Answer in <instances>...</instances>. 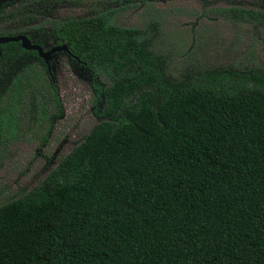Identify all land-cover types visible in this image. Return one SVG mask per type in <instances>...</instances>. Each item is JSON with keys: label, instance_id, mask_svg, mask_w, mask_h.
<instances>
[{"label": "trees", "instance_id": "16d2710c", "mask_svg": "<svg viewBox=\"0 0 264 264\" xmlns=\"http://www.w3.org/2000/svg\"><path fill=\"white\" fill-rule=\"evenodd\" d=\"M134 1L0 7V37H50L109 80L106 119L36 188L0 204V264H264V69L175 75L157 48L159 21L118 23ZM62 5L88 14L49 20ZM226 14L264 25V12ZM0 49L37 56L19 43ZM11 79L0 147L30 119L45 132L61 113L45 68L21 63Z\"/></svg>", "mask_w": 264, "mask_h": 264}, {"label": "rangeland", "instance_id": "374dc122", "mask_svg": "<svg viewBox=\"0 0 264 264\" xmlns=\"http://www.w3.org/2000/svg\"><path fill=\"white\" fill-rule=\"evenodd\" d=\"M135 4L120 13L118 22L146 27L159 21L162 29L157 48L170 55L175 75L188 67L264 69V25L243 24L226 14L235 7L264 11V0H136ZM50 10L49 20L88 14L85 8L72 10L67 5ZM46 43V49L53 45L51 38ZM50 61L61 114L47 133L41 131L36 119H30L18 130V137L1 148L0 204L36 188L95 125L106 119L101 115L102 91L109 84L108 78L94 75L63 51ZM43 133L47 135L45 143L41 142Z\"/></svg>", "mask_w": 264, "mask_h": 264}, {"label": "flooded vegetation", "instance_id": "af4514ba", "mask_svg": "<svg viewBox=\"0 0 264 264\" xmlns=\"http://www.w3.org/2000/svg\"><path fill=\"white\" fill-rule=\"evenodd\" d=\"M134 2H136V1H134ZM235 8H241L242 9L244 7H235ZM244 9L254 10V9H251V8H244ZM254 11H256V10H254ZM257 12H264V11H257ZM241 22L243 24H249L247 22H243V21H241ZM22 35H25V34H22ZM15 36H19V35H15ZM25 36H27V35H25ZM1 37H5V36H1ZM46 39H50V38L46 37V38H42L40 40H37V39L35 40L33 38H29V40H31V42L34 45L41 46L43 48V50H44V53H48V52L52 51L55 48H61L62 46H64V44L63 45H59L56 40H51V42L53 44L52 47L50 49H46V46H47ZM10 43H19L21 45V47L23 48L22 42H10ZM42 43H44L43 46L41 45ZM0 45H2V44H0ZM23 49L26 50V51H30V52H36L37 56L35 54H29V55H25L24 57H21V56L18 55L17 51L12 50V49H9V51H10L9 55H5L4 56L3 52L0 49V104H2L4 100H6V99H4L7 96L6 86L10 83V80H12L11 77L16 75L19 72L20 67H21V63H22V66H25L26 68H31V66H34V65H39L41 68H45L47 70L48 74H49V77H51V82L56 87H57L56 80H55L54 75L52 73V69L54 68V66L51 65L52 63L50 61L52 56L55 53L63 51L68 56H70L72 59L76 60L78 63L83 64V66H85V64L77 56H75L70 50H58L54 54H52L49 57L48 60H46L44 57H42L40 55V52L38 50H28V49H25V48H23ZM57 89H58V87H57ZM102 95H103V93H102ZM103 99H104V97H103ZM54 118H56V117H53V119L51 121L49 120V122L45 124V126L46 125L50 126L49 129H45V132L46 131L49 132L51 130V125L53 123ZM2 147H4V146L2 145L0 147V150H1Z\"/></svg>", "mask_w": 264, "mask_h": 264}, {"label": "water", "instance_id": "95a60500", "mask_svg": "<svg viewBox=\"0 0 264 264\" xmlns=\"http://www.w3.org/2000/svg\"><path fill=\"white\" fill-rule=\"evenodd\" d=\"M14 1L15 0H0V7L3 4L12 3ZM10 42H22L23 48L28 49V50H38L40 52V55L44 57L46 60H48L49 57L58 50H69L68 47L64 45L61 48H55L48 53H44V50L41 46L34 45L31 42V40H29V38L25 35L0 37V44H6Z\"/></svg>", "mask_w": 264, "mask_h": 264}]
</instances>
